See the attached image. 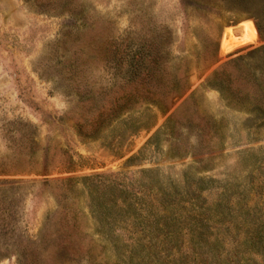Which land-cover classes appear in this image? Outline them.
<instances>
[{"label":"rangeland","instance_id":"1","mask_svg":"<svg viewBox=\"0 0 264 264\" xmlns=\"http://www.w3.org/2000/svg\"><path fill=\"white\" fill-rule=\"evenodd\" d=\"M263 3L0 0V264H264Z\"/></svg>","mask_w":264,"mask_h":264},{"label":"trees","instance_id":"2","mask_svg":"<svg viewBox=\"0 0 264 264\" xmlns=\"http://www.w3.org/2000/svg\"><path fill=\"white\" fill-rule=\"evenodd\" d=\"M256 7H258V8L260 7L259 9L261 10L262 14L264 15V3L262 5L257 4ZM259 53H261V58H260V61L258 63V69L257 70H258V73L260 74V76L255 75L253 81L247 83V86L251 89L252 97L254 96L253 100H254L255 104L253 105V109L250 110L252 112V115H254V116L264 112V47L260 48ZM219 74L220 73H218V74H216V76H214V78L210 81L209 85H212L214 87H217V86L220 87V85L218 83L220 81L219 79L222 76H224V75L227 76V75H226V73H221V75H219ZM246 89H247V87H246ZM221 90L224 94L223 96L227 97L228 93H224L225 91L223 90V88ZM241 90H240V93H238V94L242 93ZM145 92L147 94H149L151 92V87L146 86ZM152 92H153V95L157 93L155 91H152ZM256 94H258V95H256ZM169 96H170V93H166V95H163V94L161 95L160 104H162V105L160 106V108L162 110H165L164 109L166 106L165 102L167 101V98ZM243 97H244V99H246L249 97V95L243 96ZM159 203L162 204V202H160V201H159ZM199 208H203V205H199ZM160 227H161L162 232H164L165 231L164 227H162V226H160ZM159 239L160 238L158 236H155V240L158 241ZM162 243L164 244V242H162ZM162 251L167 252V254H170V253H172V248H170L169 246L165 247V244H164V247L161 250V252ZM162 256H164L163 253H161V255L158 258L164 259V257H162ZM150 257H151L150 254L147 253V256H145V259H149ZM131 259L133 260L134 258H131ZM165 264H168V262L165 261Z\"/></svg>","mask_w":264,"mask_h":264},{"label":"bare ground","instance_id":"3","mask_svg":"<svg viewBox=\"0 0 264 264\" xmlns=\"http://www.w3.org/2000/svg\"><path fill=\"white\" fill-rule=\"evenodd\" d=\"M237 40L244 45H251L258 40V33L255 25L252 22L240 24L234 32Z\"/></svg>","mask_w":264,"mask_h":264}]
</instances>
